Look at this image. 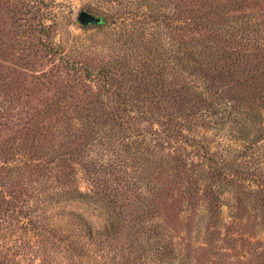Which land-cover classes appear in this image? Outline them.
<instances>
[{"label": "trees", "instance_id": "trees-1", "mask_svg": "<svg viewBox=\"0 0 264 264\" xmlns=\"http://www.w3.org/2000/svg\"><path fill=\"white\" fill-rule=\"evenodd\" d=\"M257 9L264 0H184L178 45L165 52L154 39L162 18L155 8L104 19L114 32L112 55L99 71H85L100 77L109 97L101 110L78 113L86 146L0 165V176L27 171L22 190L0 191V264H35L38 255L43 264H223V227L245 228L264 264ZM70 161L87 172V192ZM162 197L185 207V221L207 223L202 242L183 248L160 224ZM249 228L259 234L254 243Z\"/></svg>", "mask_w": 264, "mask_h": 264}, {"label": "rangeland", "instance_id": "rangeland-1", "mask_svg": "<svg viewBox=\"0 0 264 264\" xmlns=\"http://www.w3.org/2000/svg\"><path fill=\"white\" fill-rule=\"evenodd\" d=\"M152 2L0 0V165L15 160L21 164L30 162V159L35 160L53 149L61 155L67 147L79 149L80 144L86 146V138L77 127L78 113L83 114L91 108L101 110L100 101L109 97L102 88L100 77H89L85 71L86 68L99 71L112 55L114 32L103 25L104 19L123 17L129 9L137 12L141 5L155 8L162 16L155 29V41H159L164 52L170 42L178 45L184 0H156L153 5ZM83 11L101 18L102 22L97 26L83 27L78 21ZM255 13L264 17V9H257ZM94 101L98 103L88 105ZM72 166L81 190L87 192L90 188L87 172L76 161L69 162L70 169ZM26 181L25 169L14 173L5 171L0 176V191L7 194L22 190ZM158 210L160 224L183 248L206 238L204 228L207 223L185 221L181 214L185 207L176 200L160 198ZM88 211L97 215L89 207ZM103 215L107 212L104 211ZM228 215L229 209L225 208L226 221ZM0 223L4 222L0 220ZM245 223L250 227L258 224ZM252 229L249 233L256 237L252 240L254 243L259 234ZM246 233L245 228L230 232L223 227L222 237L227 236L229 240L222 243L223 264L259 263L261 258L253 253L254 247L248 245ZM23 234L19 231L17 236ZM194 255L200 257L199 251ZM42 261L38 255L35 264H43Z\"/></svg>", "mask_w": 264, "mask_h": 264}, {"label": "water", "instance_id": "water-1", "mask_svg": "<svg viewBox=\"0 0 264 264\" xmlns=\"http://www.w3.org/2000/svg\"><path fill=\"white\" fill-rule=\"evenodd\" d=\"M78 21L83 27H90L99 25L102 19L89 12L83 11L80 13Z\"/></svg>", "mask_w": 264, "mask_h": 264}]
</instances>
